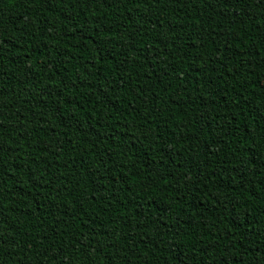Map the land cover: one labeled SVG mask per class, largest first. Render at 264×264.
Returning a JSON list of instances; mask_svg holds the SVG:
<instances>
[{
  "label": "trees",
  "instance_id": "16d2710c",
  "mask_svg": "<svg viewBox=\"0 0 264 264\" xmlns=\"http://www.w3.org/2000/svg\"><path fill=\"white\" fill-rule=\"evenodd\" d=\"M0 264H264V0H0Z\"/></svg>",
  "mask_w": 264,
  "mask_h": 264
}]
</instances>
